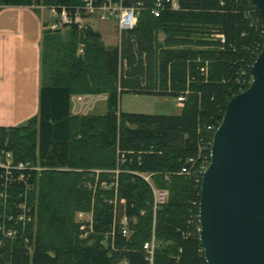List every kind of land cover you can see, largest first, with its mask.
<instances>
[{
	"label": "trees",
	"instance_id": "1",
	"mask_svg": "<svg viewBox=\"0 0 264 264\" xmlns=\"http://www.w3.org/2000/svg\"><path fill=\"white\" fill-rule=\"evenodd\" d=\"M176 1V9L163 1L155 17V0H122L123 6L141 12L135 27L120 33L117 46L104 45L100 33L90 27L78 33V25L65 26L75 30L70 31L68 62L61 61L59 68L58 56L66 44L59 30H45L39 115L22 126L0 128V149L11 151L15 162L44 168L39 179L29 168L0 169V189L5 186L11 199L30 185L37 222L26 243L6 241L0 233V264H149L143 243L153 229L152 195L148 183L132 171L152 173L154 181L169 190L168 203L155 218L153 264H207L196 219L201 181L178 172L192 165L206 127H217L228 101L247 88L250 66L264 38V19L250 0ZM80 2L0 0V5H54L73 13ZM107 2L93 0L95 7ZM161 33L166 48L159 49ZM211 33L223 34L224 42L210 40ZM79 42L84 44L83 56L77 55ZM197 59L209 62L208 73L200 71L203 64ZM187 89L177 115L119 110L123 94L177 97ZM74 94H106V114L72 116ZM117 151L124 155V164L116 188L95 184L92 192L84 187L86 181L94 182L91 170L116 167ZM109 178L100 175L101 180ZM91 209L94 244L79 239L80 225L75 223L77 211ZM124 216L130 237L116 233L114 239L105 238L108 247L101 245L103 235Z\"/></svg>",
	"mask_w": 264,
	"mask_h": 264
},
{
	"label": "water",
	"instance_id": "2",
	"mask_svg": "<svg viewBox=\"0 0 264 264\" xmlns=\"http://www.w3.org/2000/svg\"><path fill=\"white\" fill-rule=\"evenodd\" d=\"M264 19V0H250ZM246 89L227 103L201 178L198 237L207 264H264V38Z\"/></svg>",
	"mask_w": 264,
	"mask_h": 264
},
{
	"label": "built area",
	"instance_id": "3",
	"mask_svg": "<svg viewBox=\"0 0 264 264\" xmlns=\"http://www.w3.org/2000/svg\"><path fill=\"white\" fill-rule=\"evenodd\" d=\"M163 1L169 2L172 9H176L178 7L176 0H155L153 9L151 13L158 17L160 15L161 9L163 7ZM136 11L135 7H125L122 4V0H108L107 3L102 6L95 7L93 0H82V5L75 8V11L70 13L67 8L62 7L58 10L56 7L50 8V14L54 16V20L52 19L50 23L47 25V28L50 30H59L64 28L65 26L78 25L81 22V16L83 15H97L101 20L108 19H116L117 26L119 32L121 33L123 30L132 29L135 27L136 20ZM214 40L219 42H224L223 34L216 33L213 35ZM261 50V49H260ZM260 52V51H259ZM251 67V66H250ZM189 93L188 89L175 97L177 104L180 107H183L184 101L186 99V95ZM216 127L214 125H209L206 127V136L201 139L198 146V153L196 158L192 161V165L189 168H182L178 173L184 175H193L196 181H201L202 174L209 164L210 160V147L212 143L213 133ZM116 167L112 170H91V178L94 180H88L85 184V187L88 189L95 190V184L98 182L102 187H114L116 188L117 179L119 173H121V165L124 164V155L117 151V163ZM25 168H29L31 170H35L36 172L40 170V166L34 165L31 162H15L13 158V153L4 148L0 149V169L5 170L6 172H10L13 170H23ZM44 169V168H41ZM80 171V170H77ZM102 173H107L110 175L109 180L100 179V175ZM133 174L142 177L149 185L152 191V202L151 209L153 212V229L151 233V237L148 241L143 243V251L145 254V259L149 261V264H153L154 260V252L156 248V237L154 232L155 227V217L156 214L168 203L169 200V190L164 187H157L153 184V180L151 179L153 174L146 172H135L132 171ZM192 173V174H191ZM19 178L22 180L24 175L21 173ZM165 180L168 179V175L164 176ZM30 191V185H27L23 190L17 192L18 196L23 197V200L18 204L14 205L11 210L4 211L0 214V233L4 238L15 239L21 228H23L27 222L31 220L32 216V208L27 205L26 195ZM10 197L9 190L4 186L0 189V199L5 202ZM117 201L115 197L113 203ZM15 209V210H14ZM15 212H11V211ZM78 224L80 225V238L86 239L93 233V212H78ZM126 220L121 221L120 225L117 223H113L111 226V232L106 233L105 237H112L116 233L120 234L125 238L130 237V229L128 226L124 224ZM122 264H127V262H123Z\"/></svg>",
	"mask_w": 264,
	"mask_h": 264
},
{
	"label": "crops",
	"instance_id": "4",
	"mask_svg": "<svg viewBox=\"0 0 264 264\" xmlns=\"http://www.w3.org/2000/svg\"><path fill=\"white\" fill-rule=\"evenodd\" d=\"M46 7L0 5V128L22 126L39 115L42 41L51 21ZM119 41L117 38L113 46ZM100 101L106 103L107 95L74 94L70 98V114L103 116L107 105L104 113H94ZM124 220L127 221L125 216L121 221Z\"/></svg>",
	"mask_w": 264,
	"mask_h": 264
},
{
	"label": "rangeland",
	"instance_id": "5",
	"mask_svg": "<svg viewBox=\"0 0 264 264\" xmlns=\"http://www.w3.org/2000/svg\"><path fill=\"white\" fill-rule=\"evenodd\" d=\"M81 4H82V0H80ZM56 7L54 5L51 6H47V10L49 11L50 8ZM46 10V9H44ZM46 10V11H47ZM139 10L136 11V20L138 22V18L140 15ZM51 20H54V16L52 14H50ZM86 27H90L92 30L98 32L101 34V40L103 41L104 45L106 46H113L116 44L117 42V38H120V32L117 26V22L116 19H106V20H101L96 14L95 15H82L81 16V22L79 23L78 29H68V28H61L59 29V37L60 40L62 42V45L64 46L66 44V47H64L61 50L60 56L58 61L59 64L57 65V67L59 68L60 62L63 61L64 64H66L68 62V47H69V43L68 41L70 40V31L71 30H75L76 32H80L82 29L86 28ZM215 33H211L209 35V39L210 40H214V35ZM163 34H159L158 37V43H159V49L161 48H166L165 45L162 44L163 41ZM177 49V48H175ZM192 49H196V50H201L200 48H192ZM77 55L78 56H83L84 55V44L82 42H79L77 45ZM66 62V63H65ZM198 63H202L203 67H199L201 72H205L208 73L209 70V62L204 61L202 59H197ZM168 90L170 91V87H168ZM186 91V90H185ZM184 91V92H185ZM183 93V92H182ZM188 95V94H187ZM186 95V97H187ZM119 109L125 113H136V114H146V115H177L181 112V107L177 104V101L175 99V97L173 96H161V95H136V94H123L121 96L120 102H119ZM106 111V103L104 101H100L97 103V106L94 110L95 114H102ZM37 165V164H35ZM39 165H37L38 167ZM40 170L37 171V177L36 179H39L42 175V172L44 171V169L39 168ZM140 177V176H139ZM142 178V177H141ZM143 179V178H142ZM153 181V184H155L157 187H161L160 185H158L156 183V181H154L153 176L151 178ZM87 182V181H86ZM85 182V184H86ZM101 186V184L98 182L96 184V186ZM149 185V184H148ZM85 187V185H84ZM150 187V185H149ZM104 188V187H102ZM168 189V188H167ZM151 190V188H150ZM92 192H95V190H92ZM29 195L30 192H28V194L26 195V202L27 205L30 206L32 208L33 215L31 216V220L29 222L26 223V225L21 228V231L19 232V234L17 235V237L15 239H10V238H4L7 239L6 241H15V240H21L23 242H29V234L34 232V228L31 231V227H34L36 222H37V216H36V204H31L30 200H29ZM151 195H152V191H151ZM18 196V194H17ZM2 200V199H1ZM23 200V197L18 196L15 200L11 199V194L10 197H8V200L5 202L4 200L2 201L3 204V211H8L11 210L14 205L18 204L20 201ZM114 198L111 200L113 201ZM152 202V201H151ZM152 210V209H151ZM78 212H92V209L90 211H77L75 213V223L78 224ZM140 214H143V212H140ZM153 215V212H152ZM156 218V217H155ZM154 219V217H153ZM124 224L126 226H128L130 228V225L128 223V220L124 222ZM152 224H153V220H152ZM31 231V232H30ZM80 230H79V239L84 240L86 242H88V244H94L96 241H94V239H91V237L89 236L86 239H82L80 238ZM33 235V234H32ZM102 241H100V244L108 247L109 245V241L107 239H105L106 237L103 235ZM3 243L5 241H2ZM111 247L114 248V243L111 244ZM118 264H120L118 262Z\"/></svg>",
	"mask_w": 264,
	"mask_h": 264
},
{
	"label": "bare ground",
	"instance_id": "6",
	"mask_svg": "<svg viewBox=\"0 0 264 264\" xmlns=\"http://www.w3.org/2000/svg\"><path fill=\"white\" fill-rule=\"evenodd\" d=\"M153 81V80H152Z\"/></svg>",
	"mask_w": 264,
	"mask_h": 264
}]
</instances>
